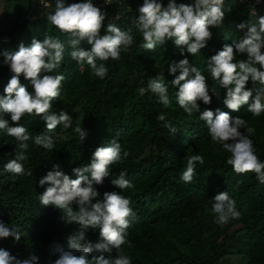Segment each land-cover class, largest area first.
Wrapping results in <instances>:
<instances>
[{
    "label": "trees",
    "instance_id": "1",
    "mask_svg": "<svg viewBox=\"0 0 264 264\" xmlns=\"http://www.w3.org/2000/svg\"><path fill=\"white\" fill-rule=\"evenodd\" d=\"M36 1H29L23 18L0 19V50H15L21 41L27 46L32 36L43 39L45 34L67 41L66 34L59 33L46 18L36 15ZM49 1L54 6V0ZM94 2L102 4V0ZM138 3H142V0H113L112 5L105 8V26L113 22L118 27L130 29L136 40L130 53H122L119 61L106 62L109 67L106 79L92 76L86 63L72 60L65 43L64 60L57 70L64 74L65 80L61 96L52 102V111L64 110L69 113L78 108L82 114L78 121L73 120V128L66 130V136L60 134L62 126L48 133L39 117L22 118L20 123L29 129L33 137L39 133L54 137L51 151L35 145L31 140L28 142L25 153L27 161L24 163L26 169L32 170V177L15 176L3 171V165L20 149L14 138L0 132V219L10 226H18L22 232L19 242L11 238L0 240V247L19 258L34 253L40 257L39 264H49L56 258L55 245L67 249L66 236L78 226L64 223L61 220L63 213L59 209L44 208L39 204L38 197L44 189L37 182L50 170L52 163L60 162L62 170L70 173L72 167L89 163L91 153L97 146L116 139L130 152V156L113 164L111 171H126L134 187L124 190L114 188L109 182L115 178L113 175L98 189L100 198L104 191L114 190L122 191L131 199V207L136 215L127 230L130 246L126 244L123 248L131 257L132 264H220L222 259L230 256L241 257L242 264H264V184L256 180L254 173L237 175L231 166L226 165L225 159L229 154L224 152L221 145L211 142L198 114L188 116L179 108L174 98V88L169 86L172 103L167 108L150 92L144 96L138 95L137 89L146 87L150 77L164 74L166 82L173 79L168 75L167 62L183 58L171 41L151 52L142 47L139 32L129 22L130 17L136 14ZM129 6L131 12L128 11ZM224 7L226 13L228 8L233 9L227 13L224 26L212 29L214 35L208 47L188 59L208 78L209 87L216 88L221 96L220 101L213 97L209 107L228 111L221 102L223 89L206 70V59L214 54L212 49H219L223 43L239 38L242 33L235 29L234 23L242 19L254 21L255 16L249 15L244 5L225 1ZM43 9L46 7L39 6V13L52 10L47 8L45 12ZM255 14L264 15V0ZM115 15H119V19L114 20ZM34 16L37 19L34 20ZM4 38L8 39L7 44L3 43ZM80 46L89 47L86 41ZM10 76L8 67L0 65V94H3V87ZM21 82L31 90L23 77ZM256 87L258 89L259 85ZM161 112L166 113L168 120L177 127L175 135L156 119ZM231 115L243 117L255 129L252 139L257 154L264 160V115L253 118L247 112V105ZM77 123L88 132L82 144L73 131ZM194 154L203 155L205 163L197 164L192 182L185 183L181 180V174L187 158ZM222 191L228 192L236 200L237 209L241 212L239 219L231 220L224 226L214 222L211 210L212 198ZM86 235L95 243L98 229H89ZM97 254L95 251L92 253Z\"/></svg>",
    "mask_w": 264,
    "mask_h": 264
},
{
    "label": "clouds",
    "instance_id": "2",
    "mask_svg": "<svg viewBox=\"0 0 264 264\" xmlns=\"http://www.w3.org/2000/svg\"><path fill=\"white\" fill-rule=\"evenodd\" d=\"M259 2L256 0V3ZM112 3L113 0H102V5H97L94 0H54V6L45 3V7L52 10L45 13L44 18L59 33L66 34L67 41L45 34L43 39L32 36L27 46L21 41L15 50H0L3 57L0 65H6L11 73L3 87V94H0V132L14 138L20 149L3 165L5 173L33 176L32 170L26 169L24 163L30 140L41 148L50 151L54 148L52 135L39 133L33 137L29 129L20 123L25 116L39 117L48 133H53L58 126L64 130L73 128L72 115L64 110L52 111V102L61 96L65 80L64 74L57 71L64 60L65 43L69 57L77 63H86L91 75L101 80L108 76L107 61H119L122 53L131 52L136 44L131 30L118 27L113 22L105 26V8ZM224 6L225 0H167L166 4L164 0H142L138 3L136 14L130 17L129 22L139 32L142 47L151 52L171 41L183 58L167 62L168 75L173 79L166 82L164 74H158L150 77L146 87L138 88L137 92L139 96L150 92L167 108L172 103L169 86L174 88L179 108L188 116L198 114L211 142L221 145L229 154L225 159L226 165L231 166L237 175L254 173L256 180L264 184V160L257 154L252 139L255 129L243 117L231 115L239 112L244 105H247V112L253 118L264 115V15L256 16L253 6L254 21L242 19L234 23L235 29L242 33L239 38L223 43L219 49H212L214 54L207 56L206 70L223 89L221 102L228 111L209 107L213 97L220 101L221 96L216 88L209 87L208 78L188 59L208 47L214 35L212 29L224 26L227 13L233 11L228 8L226 13ZM128 11H132L130 6ZM114 19H119V16ZM84 41L89 47L80 46ZM3 43L7 44L8 39L4 38ZM238 56L244 58L238 59ZM21 77L30 84L31 90L21 82ZM156 119L163 122L170 133L175 135L178 132L166 113H159ZM73 131L82 144L88 136L87 130L77 123ZM129 156L130 152L113 139L97 146L89 163L72 167L68 173L62 170L60 162H55L39 178L37 183L44 189L38 197L39 204L44 208L59 209L64 223L78 226L66 236L67 249L55 245L56 258L49 264H132L131 257L123 248L126 244L130 246L127 230L136 215L131 199L122 191L114 190L104 191L100 198L98 189L113 175L115 178L109 182L114 188L124 190L134 187L126 171H111L113 164ZM204 163L203 155L189 156L181 180L191 183L196 165ZM212 200L211 210L217 225L224 226L241 217L236 200L228 192H218ZM89 229H98L97 242L88 239L86 233ZM21 237L18 226H10L0 219V240L11 238L19 242ZM94 251L98 254L92 255ZM39 261L40 257L34 253L19 258L0 247V264H39Z\"/></svg>",
    "mask_w": 264,
    "mask_h": 264
},
{
    "label": "rangeland",
    "instance_id": "3",
    "mask_svg": "<svg viewBox=\"0 0 264 264\" xmlns=\"http://www.w3.org/2000/svg\"><path fill=\"white\" fill-rule=\"evenodd\" d=\"M30 0H0V19H4L5 21L10 18L14 19H20L24 17V14L26 12V7L27 4L29 3ZM164 3L165 0H164ZM39 6L40 5V0H37L35 5H34V12H36V15L41 17H44L45 13L44 11L39 13ZM48 10L46 9H43ZM69 114L72 115L74 121H78L82 112L78 108H74L72 111L69 112ZM67 131L61 128V136H66ZM33 235V234H32ZM243 260L241 257L237 256H230V257H225L220 261V264H242Z\"/></svg>",
    "mask_w": 264,
    "mask_h": 264
},
{
    "label": "built area",
    "instance_id": "4",
    "mask_svg": "<svg viewBox=\"0 0 264 264\" xmlns=\"http://www.w3.org/2000/svg\"><path fill=\"white\" fill-rule=\"evenodd\" d=\"M225 1H230L234 4H237V5H244L246 8H247V12L249 15H252V12H253V6L255 8V10L260 7L263 3V0H260L259 3H256V0H244L243 3L240 2V0H225ZM189 2V0H188ZM45 3H50L49 0H40V5L44 6L45 7ZM102 5V4H101ZM119 15H115L114 17H117ZM113 17V19H114ZM114 20H117V19H114Z\"/></svg>",
    "mask_w": 264,
    "mask_h": 264
}]
</instances>
